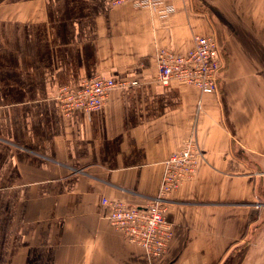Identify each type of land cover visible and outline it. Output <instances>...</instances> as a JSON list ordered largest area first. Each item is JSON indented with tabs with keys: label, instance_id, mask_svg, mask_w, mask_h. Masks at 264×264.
Listing matches in <instances>:
<instances>
[{
	"label": "crops",
	"instance_id": "1",
	"mask_svg": "<svg viewBox=\"0 0 264 264\" xmlns=\"http://www.w3.org/2000/svg\"><path fill=\"white\" fill-rule=\"evenodd\" d=\"M211 34L217 94L157 84L160 49L185 54ZM96 75L138 84L64 117L59 89ZM195 129L204 161L171 196L173 239L150 258L103 199L145 207ZM263 216L264 0H0V264H264Z\"/></svg>",
	"mask_w": 264,
	"mask_h": 264
},
{
	"label": "built area",
	"instance_id": "2",
	"mask_svg": "<svg viewBox=\"0 0 264 264\" xmlns=\"http://www.w3.org/2000/svg\"><path fill=\"white\" fill-rule=\"evenodd\" d=\"M165 0H110L113 7L132 3L141 8H154ZM174 11L168 8L166 13ZM225 68L223 48L216 35H197L187 53L162 48L157 54V84L173 82L197 88L202 94H217ZM137 81H114L102 75L84 78L78 90L69 86L59 89L56 99L63 116L73 118L101 110L115 90L136 86ZM204 161L196 129L164 163L158 193L145 207H134L120 201L103 199L109 208L104 216L125 238L142 248L148 257L162 256L173 239V227L167 220L171 196L192 181Z\"/></svg>",
	"mask_w": 264,
	"mask_h": 264
},
{
	"label": "rangeland",
	"instance_id": "3",
	"mask_svg": "<svg viewBox=\"0 0 264 264\" xmlns=\"http://www.w3.org/2000/svg\"><path fill=\"white\" fill-rule=\"evenodd\" d=\"M202 2H203V1H202ZM203 4H204L203 7L205 6L204 8H206V11H208L207 6L205 5V2H203ZM212 11H214V10L212 9ZM261 210H262V208H261ZM258 217H260V215H258ZM262 219H263V220H260L259 222H260V224H261L262 226H264V216L262 217ZM258 258H259V256H257V257L255 258V260H257ZM254 262H255V261H254Z\"/></svg>",
	"mask_w": 264,
	"mask_h": 264
}]
</instances>
